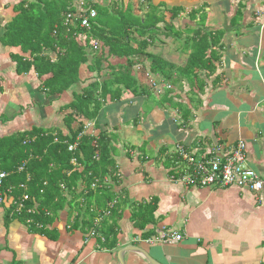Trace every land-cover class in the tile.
<instances>
[{
	"label": "crops",
	"instance_id": "crops-1",
	"mask_svg": "<svg viewBox=\"0 0 264 264\" xmlns=\"http://www.w3.org/2000/svg\"><path fill=\"white\" fill-rule=\"evenodd\" d=\"M137 1L129 0L137 16H143L149 5L163 12L160 32L171 24L182 34L201 27L211 35L214 72L201 73L198 89L191 91L185 82L182 89L176 88L175 94H181L189 109L187 123L181 126L163 110L166 103L142 111L143 97L106 105L100 112L102 130L114 135L118 182L112 190L122 200L111 210L117 225L112 249L103 244L101 224L106 219L78 223L82 213L79 217L67 204L45 230H31L21 221L8 219L0 206V264H119L117 253L132 247L141 248L157 264H264L263 0H148L145 11ZM17 2L0 0V37ZM90 9L95 11L94 6ZM157 38L152 46L157 52L152 48L150 52L183 66L186 55L176 49L179 44L169 37ZM9 53L0 45V137L57 124L51 108L58 110L67 103L69 92L51 107H42L37 77L33 72L17 75ZM138 116L141 120L134 123ZM240 140L246 144L248 166L263 181L259 195L245 188H198L177 181L179 171L173 163L177 147L199 158L212 147L226 149ZM134 205H149L153 210L142 230L131 220ZM159 230L182 238L175 244L135 241L153 240ZM92 231L96 236L90 238ZM123 263L148 264L133 252L124 253Z\"/></svg>",
	"mask_w": 264,
	"mask_h": 264
},
{
	"label": "trees",
	"instance_id": "trees-1",
	"mask_svg": "<svg viewBox=\"0 0 264 264\" xmlns=\"http://www.w3.org/2000/svg\"><path fill=\"white\" fill-rule=\"evenodd\" d=\"M80 1L18 0L0 37V45L10 50L9 59L15 63L16 74L33 72L37 77L43 95L42 107L63 100L67 92L71 96L58 110L51 108L55 110L57 124L0 137V172L8 173L0 191L12 187L14 196L25 192L36 205L32 217L15 214L9 217L8 212L5 215L22 223L26 218L31 219V224L25 223L31 230L40 229L35 224L45 230L66 204L77 215L82 213L78 223L83 220L90 223L108 209L111 201L118 200L111 210H116L122 202L112 190L118 182L113 162L114 135L102 130L98 121L103 107L127 98L146 99L153 94L162 99V105L166 103L165 110L181 126L187 123L189 109L181 94H175L176 88L180 89L185 82L191 91L198 89L201 73L214 72L213 41L201 27L182 34L166 24L164 32H160L157 26L164 22L162 13L149 5L151 12L137 16L129 0L127 4L123 0H82L81 8L94 6L96 11L89 30L80 29L78 22L64 25L65 14L75 12ZM156 36L179 42L181 53L186 55L183 66L148 51L154 46ZM92 42L99 45L97 50L91 48ZM156 76L163 80L156 81ZM137 119L134 123L141 116ZM73 144L74 150L68 151V145ZM174 154L173 163L182 166L177 152ZM72 159L76 167L71 165ZM105 177L110 183L103 185ZM94 180L102 187L92 190ZM133 207L131 220L142 230L153 210L150 211L149 205ZM113 213L102 218L106 219L101 224L106 249H112L117 242Z\"/></svg>",
	"mask_w": 264,
	"mask_h": 264
},
{
	"label": "built area",
	"instance_id": "built-area-1",
	"mask_svg": "<svg viewBox=\"0 0 264 264\" xmlns=\"http://www.w3.org/2000/svg\"><path fill=\"white\" fill-rule=\"evenodd\" d=\"M79 6H84L83 3H79ZM92 7H87L90 9ZM95 16V13L91 11L87 17L78 16L75 19L80 20V26L82 28L88 27V19ZM72 17L68 16L64 21V25L72 24ZM85 37H83L84 39ZM91 48L97 50L99 45L96 42H92ZM75 144L68 147V151H73ZM177 155L179 157V162L183 165L178 166L175 164V171L179 174L176 178L177 181L183 186H193L198 188H208V187H235V188H245L249 189L255 195H259L263 189V181L260 177L248 166L246 159V145L240 140L234 146L229 148L212 147L201 156L195 157L196 154L186 153L182 147H177ZM73 167L77 164L74 159L70 161ZM21 171V167L18 168ZM116 176L118 174L116 173ZM8 177V173L0 172V189H2V182ZM110 179L105 177L103 179V185L109 184ZM25 186L21 185L20 188L24 189ZM91 189L101 188L97 180L91 184ZM61 189L63 186L61 185ZM116 204V200L111 201L108 204V209L102 212L101 216L94 220V223L99 222L103 217L109 215V211ZM0 206L3 207L8 212V216L11 217L14 214L19 216L32 217L36 210V205L32 198L25 192H22L18 196H14L13 188L6 187L4 190L0 191ZM27 225L32 223L29 218L25 219ZM36 227L41 228V225L35 224ZM96 236V232L92 231L89 237ZM181 235L176 232H163L159 230L156 232V238L139 240L140 238H135L137 243L144 242L146 244L160 243V244H175L181 240Z\"/></svg>",
	"mask_w": 264,
	"mask_h": 264
},
{
	"label": "rangeland",
	"instance_id": "rangeland-1",
	"mask_svg": "<svg viewBox=\"0 0 264 264\" xmlns=\"http://www.w3.org/2000/svg\"><path fill=\"white\" fill-rule=\"evenodd\" d=\"M132 1V0H131ZM138 2V8H143L142 10H144L145 11V7L147 6V0H138L137 1ZM151 10L152 9H150V10H147V11H145L144 13H148V12H151ZM157 10H159V9H157ZM156 11V10H155ZM162 11V10H161ZM133 13H134V11H133ZM170 13V12H169ZM162 14H163V12H162ZM206 15V14H205ZM203 18V17H202ZM203 21V19L200 21V24H202L201 22ZM159 25V24H158ZM202 25H204V24H202ZM161 26H162V24H161ZM157 28H159L158 26H157ZM171 32V31H170ZM169 32V33H170ZM217 36L219 37V34H217ZM177 37H178V35H177ZM156 38H157V36H156ZM160 38V37H159ZM156 41L158 40V38L157 39H155ZM177 43H179V42H177ZM152 47H150L149 49H148V51H150V49H151ZM176 49H178V51H179V53L180 54H182L181 53V50H180V48H178V46H177V48ZM152 51L153 52H157L156 51V48L155 47H153L152 48ZM139 70V69H138ZM90 76H92V75H90ZM143 77H144V74H143ZM78 87V86H77ZM79 88V87H78ZM77 89V88H76ZM162 99L161 100H158V97H155L153 94L152 95H150V97H148V98H146L145 100H144V105H143V110L142 111H145V112H149L153 107H158V108H162L163 107V105H162ZM163 110H165V109H163ZM111 127V126H110ZM95 133H97V132H95ZM129 139H130V137H129ZM246 145V144H245ZM97 217H99V215L97 216Z\"/></svg>",
	"mask_w": 264,
	"mask_h": 264
},
{
	"label": "bare ground",
	"instance_id": "bare-ground-1",
	"mask_svg": "<svg viewBox=\"0 0 264 264\" xmlns=\"http://www.w3.org/2000/svg\"><path fill=\"white\" fill-rule=\"evenodd\" d=\"M91 11H93L95 13V16H96V12L94 10H92V9H86V8H81L79 6L78 8L75 9V12H71V13L65 14V20L67 19L68 16H70V17L73 18V19H70L73 24L76 23V22H78V27L80 29H84L85 31H88L89 28H90V22H91V20H93L95 18V16L93 18H91V19H88V27L87 28H82L80 26V20H77L75 18L78 17V16L87 17Z\"/></svg>",
	"mask_w": 264,
	"mask_h": 264
},
{
	"label": "water",
	"instance_id": "water-1",
	"mask_svg": "<svg viewBox=\"0 0 264 264\" xmlns=\"http://www.w3.org/2000/svg\"><path fill=\"white\" fill-rule=\"evenodd\" d=\"M131 250L129 251H126V249H123V250H120L118 253H117V258H118V262L119 264H124L123 263V255L124 253L126 252H133V253H136L138 254L140 257H142L148 264H157L155 261H153L149 255L147 253H145L141 248L139 247H132L130 248Z\"/></svg>",
	"mask_w": 264,
	"mask_h": 264
}]
</instances>
